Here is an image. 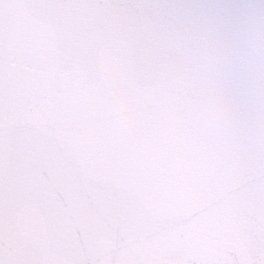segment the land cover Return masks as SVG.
Returning a JSON list of instances; mask_svg holds the SVG:
<instances>
[{
  "label": "snow or ice",
  "instance_id": "6c2138e0",
  "mask_svg": "<svg viewBox=\"0 0 264 264\" xmlns=\"http://www.w3.org/2000/svg\"><path fill=\"white\" fill-rule=\"evenodd\" d=\"M0 264H264V0H0Z\"/></svg>",
  "mask_w": 264,
  "mask_h": 264
}]
</instances>
